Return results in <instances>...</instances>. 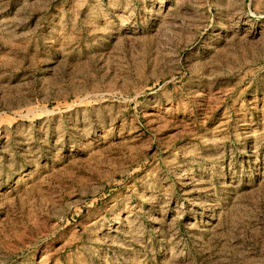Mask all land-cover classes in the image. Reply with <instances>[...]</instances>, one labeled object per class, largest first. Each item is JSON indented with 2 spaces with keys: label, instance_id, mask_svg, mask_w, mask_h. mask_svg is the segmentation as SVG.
Wrapping results in <instances>:
<instances>
[{
  "label": "rangeland",
  "instance_id": "374dc122",
  "mask_svg": "<svg viewBox=\"0 0 264 264\" xmlns=\"http://www.w3.org/2000/svg\"><path fill=\"white\" fill-rule=\"evenodd\" d=\"M0 264H264V0H0Z\"/></svg>",
  "mask_w": 264,
  "mask_h": 264
}]
</instances>
